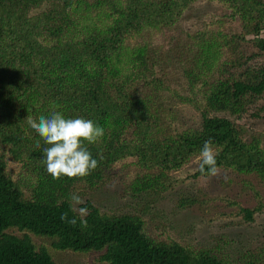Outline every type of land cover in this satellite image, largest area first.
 <instances>
[{
    "label": "trees",
    "instance_id": "1",
    "mask_svg": "<svg viewBox=\"0 0 264 264\" xmlns=\"http://www.w3.org/2000/svg\"><path fill=\"white\" fill-rule=\"evenodd\" d=\"M200 1L0 0V264H58L32 234L59 251L99 252L109 264H264V242L231 258L150 230L139 214L102 212L87 198L119 166L132 172V191L158 193L173 172L198 162L207 140L221 171L264 183L262 138L247 140L237 123H264V0H208L223 15L185 28ZM171 93L200 110L198 125L180 127ZM53 111L104 128L88 146L99 164L91 175L47 172L48 145L27 117ZM194 176L209 177L199 167ZM78 188L86 227L78 216L75 225L61 220L74 215ZM263 209L240 208L248 222Z\"/></svg>",
    "mask_w": 264,
    "mask_h": 264
},
{
    "label": "rangeland",
    "instance_id": "2",
    "mask_svg": "<svg viewBox=\"0 0 264 264\" xmlns=\"http://www.w3.org/2000/svg\"><path fill=\"white\" fill-rule=\"evenodd\" d=\"M225 8L216 1L202 0L186 13L183 25L196 30L214 15H223ZM179 81L180 76L177 74ZM181 94L184 88L173 85ZM174 94V93H173ZM169 94L174 114L180 127L198 125L201 112L193 104L181 102ZM250 140L260 135L264 145V123L250 117L237 120ZM12 162V168H16ZM198 162L193 161L181 171L173 172L160 192L135 193L129 187L132 172L122 166L106 177L105 183L89 194L102 212L109 214L133 213L141 215L150 230L159 229L180 242L214 248L236 258L247 250H255L264 242V209L248 222L240 208H255L264 203V183L255 176L221 171L216 177H195ZM74 193L80 195L81 188ZM85 198V199H87ZM195 203L182 206L183 199ZM84 199V201H85ZM11 232L22 235L18 229ZM37 244H45L58 264H109L95 251L72 252L56 250L51 241L32 234Z\"/></svg>",
    "mask_w": 264,
    "mask_h": 264
},
{
    "label": "clouds",
    "instance_id": "3",
    "mask_svg": "<svg viewBox=\"0 0 264 264\" xmlns=\"http://www.w3.org/2000/svg\"><path fill=\"white\" fill-rule=\"evenodd\" d=\"M27 122L48 145L43 150L45 164L47 172L54 179H82L91 175L99 166L88 147L100 142L105 135L104 128L95 121L82 117L65 118L62 113L53 111L50 116L41 115L38 120L28 116ZM216 157L212 141H205L198 157L200 171L209 177L219 176L221 169ZM100 159H103L102 155ZM70 199L74 215L69 218L67 212L62 213L61 220L75 225L78 216L82 226L86 227L85 217L89 214V209L84 206V199L76 193Z\"/></svg>",
    "mask_w": 264,
    "mask_h": 264
}]
</instances>
